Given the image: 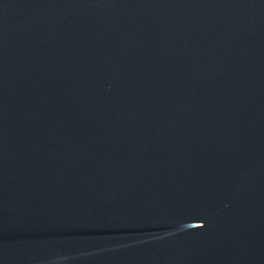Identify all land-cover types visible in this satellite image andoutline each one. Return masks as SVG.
I'll return each instance as SVG.
<instances>
[{
	"label": "water",
	"instance_id": "obj_1",
	"mask_svg": "<svg viewBox=\"0 0 264 264\" xmlns=\"http://www.w3.org/2000/svg\"><path fill=\"white\" fill-rule=\"evenodd\" d=\"M0 264H264V0H0Z\"/></svg>",
	"mask_w": 264,
	"mask_h": 264
}]
</instances>
